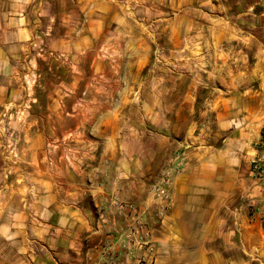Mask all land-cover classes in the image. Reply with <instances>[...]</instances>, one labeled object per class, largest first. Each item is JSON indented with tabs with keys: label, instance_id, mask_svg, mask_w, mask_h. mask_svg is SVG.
<instances>
[{
	"label": "crops",
	"instance_id": "1",
	"mask_svg": "<svg viewBox=\"0 0 264 264\" xmlns=\"http://www.w3.org/2000/svg\"><path fill=\"white\" fill-rule=\"evenodd\" d=\"M131 6L0 0V264H138L109 254L110 232L122 222L109 211L97 230L96 214L117 196L150 215L149 183L176 153L183 167L170 207L150 224L152 264H264V190L250 173L264 139V54L256 63H203L202 83L183 77L180 63H149L144 38L134 35L142 15ZM189 14L152 27L176 47ZM237 27L219 26L218 41ZM21 63L42 65L41 92L24 91ZM195 64L186 63L191 71ZM161 71L173 73L166 90Z\"/></svg>",
	"mask_w": 264,
	"mask_h": 264
},
{
	"label": "rangeland",
	"instance_id": "2",
	"mask_svg": "<svg viewBox=\"0 0 264 264\" xmlns=\"http://www.w3.org/2000/svg\"><path fill=\"white\" fill-rule=\"evenodd\" d=\"M169 0H132L131 11L140 13L141 16V28L142 31H134V35H140L144 38V43L149 49V63L160 64V63H180L178 73L186 77L187 75H194L196 79L202 83L203 76L205 75L203 63H220L221 59H226L227 63H256V56L264 54V0H193V3L187 4L183 0H179L178 10L168 8ZM190 12L189 19L191 23L189 25L183 24L180 28L179 43L178 46L173 47L169 36H166V31L158 27V30L152 27L153 19H163L171 14H183ZM222 17H225V21H222ZM163 20L159 21L162 22ZM220 23H219V22ZM212 22H216V28H210ZM231 26L237 25L241 28V33L237 35H228L225 40L220 43L218 40L219 26ZM237 27V28H238ZM238 30V29H237ZM189 34V35H188ZM105 42V41H104ZM103 42V43H104ZM107 48V45H103ZM37 51H42V45L40 49L35 47ZM173 48V49H172ZM57 54V53H56ZM100 55L105 59L107 53L103 50L100 51ZM54 58H57L55 53L52 54ZM59 56V55H58ZM216 59V62H215ZM70 63L69 59L67 60ZM186 63H196L192 67V71L186 65ZM169 65V64H168ZM31 66H34L35 71L32 74ZM19 77L25 78L24 91L27 92L30 88L33 91L41 92V86L38 85L40 76L43 77L44 70L40 63H34L28 65L27 63H21L18 66ZM51 70L53 68L51 67ZM171 70V69H167ZM31 71V73H29ZM171 71H161L159 75L165 77L163 82V90L168 89L171 78ZM32 75L31 83L28 79ZM69 75V74H68ZM24 80V79H23ZM44 82V80H43ZM50 85L52 93L54 90H59L58 82H55L52 78ZM202 85V84H201ZM186 86V83L180 85V88ZM68 92L71 90L67 85ZM65 90V91H67ZM29 91V90H28ZM35 92V91H34ZM200 95L206 92V89H199ZM19 121L24 116H19ZM7 121L5 124L8 125L10 135L15 131L16 117H6ZM196 121L203 122L204 118L201 115H196ZM207 120V118H205ZM57 123V121H56ZM11 127V128H10ZM59 144L58 140L50 141L51 147ZM54 148V149H55ZM52 150V148H50ZM167 163H164L161 171L156 178L152 179L149 183L148 189L151 193L152 185L159 181L160 174ZM152 197V194H151ZM153 200V198H152ZM112 214V209L105 208L96 214V221L98 222L97 230H101L103 226H99V215L103 214L105 217H109V212ZM116 216L115 214H113ZM157 219L155 212L149 215L147 212V222L151 228L152 220ZM124 226V221L121 220ZM122 226H116L117 233L110 232L114 242V250H112L113 244L109 241L106 243V248L111 256L118 257L119 255L124 256L125 259L134 260L138 264H152L154 257L150 261L151 257L146 259L136 260L130 257H126L121 248L120 233ZM152 229V228H151ZM117 250H116V248ZM155 247V246H154ZM112 250V251H111ZM120 253H119V252ZM113 252V253H112ZM139 255V254H138Z\"/></svg>",
	"mask_w": 264,
	"mask_h": 264
},
{
	"label": "built area",
	"instance_id": "3",
	"mask_svg": "<svg viewBox=\"0 0 264 264\" xmlns=\"http://www.w3.org/2000/svg\"><path fill=\"white\" fill-rule=\"evenodd\" d=\"M182 167V156L176 153L163 168L159 181L152 185L153 210L157 219H161L170 207L172 181L180 173ZM250 173L257 186L264 190V139L260 143L256 157L251 162ZM107 208L112 209L115 217L124 221V226L120 228L122 233L119 236L124 255L136 260L151 257V261L155 254V245L152 229L147 222L146 209H140L117 196L111 198ZM106 224H109L108 217L103 214L99 215V226ZM114 227L117 233L116 225Z\"/></svg>",
	"mask_w": 264,
	"mask_h": 264
}]
</instances>
